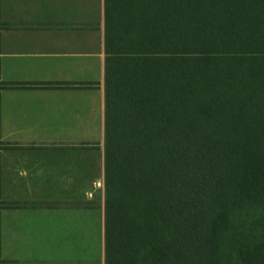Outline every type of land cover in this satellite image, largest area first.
I'll return each instance as SVG.
<instances>
[{
  "label": "trees",
  "instance_id": "trees-1",
  "mask_svg": "<svg viewBox=\"0 0 264 264\" xmlns=\"http://www.w3.org/2000/svg\"><path fill=\"white\" fill-rule=\"evenodd\" d=\"M104 26V264H264V0H104Z\"/></svg>",
  "mask_w": 264,
  "mask_h": 264
},
{
  "label": "crops",
  "instance_id": "crops-1",
  "mask_svg": "<svg viewBox=\"0 0 264 264\" xmlns=\"http://www.w3.org/2000/svg\"><path fill=\"white\" fill-rule=\"evenodd\" d=\"M104 34V0H0V264H104Z\"/></svg>",
  "mask_w": 264,
  "mask_h": 264
},
{
  "label": "rangeland",
  "instance_id": "rangeland-1",
  "mask_svg": "<svg viewBox=\"0 0 264 264\" xmlns=\"http://www.w3.org/2000/svg\"><path fill=\"white\" fill-rule=\"evenodd\" d=\"M105 68V67H104ZM103 83H104V81H103ZM103 87H104V84H103ZM104 89V88H103ZM104 102H105V92H104ZM104 106H105V104H104Z\"/></svg>",
  "mask_w": 264,
  "mask_h": 264
}]
</instances>
